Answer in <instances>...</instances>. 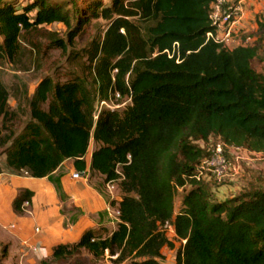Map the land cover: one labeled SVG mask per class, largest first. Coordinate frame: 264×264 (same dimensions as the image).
<instances>
[{"label": "trees", "instance_id": "16d2710c", "mask_svg": "<svg viewBox=\"0 0 264 264\" xmlns=\"http://www.w3.org/2000/svg\"><path fill=\"white\" fill-rule=\"evenodd\" d=\"M85 1L84 9H74L72 28L69 8L60 2L32 0L18 11L0 0V62L15 63L21 35L42 24H64L71 42L90 18L108 22L88 49L92 80L54 83L44 77L30 96L25 86V125L17 136L9 128L0 140V172L48 177L58 191L52 173L66 160L86 171L92 140L90 172L105 183L118 182L121 191L111 232L87 228L76 242L54 246L40 264L82 251L94 259L107 252L115 256L112 264H161L162 248L173 249L175 240V264H264V188L251 183L216 201L209 184L192 178L213 138L224 151L233 146L264 153V71L251 64L258 47L225 49L207 39L213 31L210 0ZM18 91L4 85L0 72V134L16 117L8 99ZM115 95L127 96L130 104L103 109L94 119L95 100ZM178 187L183 195L174 212ZM32 195L19 190L13 211L23 214ZM165 222L173 226V238L162 229Z\"/></svg>", "mask_w": 264, "mask_h": 264}, {"label": "rangeland", "instance_id": "374dc122", "mask_svg": "<svg viewBox=\"0 0 264 264\" xmlns=\"http://www.w3.org/2000/svg\"><path fill=\"white\" fill-rule=\"evenodd\" d=\"M12 3L18 11H22L24 7L29 5L32 0H6ZM51 2H60L64 4L65 7L69 8V15L71 17L72 28L75 26V21L78 18L77 14L74 13L75 7L80 6L84 9L86 1L85 0H50ZM104 4H109L110 0H102ZM34 11L29 13V17L32 18ZM84 14H82L83 16ZM81 16V15H80ZM85 16V15H84ZM108 22L101 18H90L89 21L84 25H78L76 28V33L71 42H68V30L64 24L59 22H54L52 24H42L36 28L31 29L21 35L20 38V50L18 52L16 62L10 64L6 61L0 62V72L1 79L7 88L11 85L17 86L18 93L15 97L11 96L8 99V103L11 109L16 111V117L7 124L8 129H3L0 134V140L2 136L9 133V128L14 132V136L21 133L25 122L27 120V114L23 112L26 104L23 100V95L21 92L26 86L29 90V96L33 93L35 86L40 79L44 77H50L54 83H62L69 79L74 78H84L89 82L93 78V73L91 70V65L87 59L88 49L93 41L98 40L105 30ZM60 39L65 44L64 47H57L52 44V40ZM2 39L0 37V43ZM252 67L258 73H263L264 71V53L258 50V54L254 60H252ZM130 104V99L127 96L119 97L115 95L106 102H100L95 100L94 102V119H96L98 113L103 109H117L122 110L127 105ZM1 123V122H0ZM11 124V126H10ZM219 143V140L213 138L209 144L205 146L208 150L212 146ZM201 145H204L201 143ZM209 145L211 146L209 148ZM5 146L0 147V168L3 167V155H1L2 150ZM96 144L91 140L89 145V152L94 150ZM226 156L229 157L230 150L225 149ZM243 149H239L237 152H242ZM260 158V162H264V153L257 156ZM233 161L232 158H230ZM236 165H240V162H234ZM69 162H65L64 165L58 170L56 175L53 176L55 180L57 175L66 172V166ZM24 174V173H22ZM56 177V178H55ZM83 178V177H82ZM238 177L235 178L237 180ZM238 179L237 185L241 189H246L248 183L243 186L246 181ZM210 181H205L209 184V188L216 189L222 185L229 186L234 183L235 180H224L222 182H217L215 179L210 178ZM243 180V182H241ZM87 185L90 188V192L93 196H99L102 202V206L96 211L97 222H94L92 228H104L111 232L117 224V215L114 211L115 203L121 196V191L118 186V182H112L111 188H108L107 183L103 181L102 176L92 174L90 178H87ZM204 183V182H203ZM54 184V183H53ZM256 185L264 188V179L259 177L256 181ZM59 198L63 203L62 212L66 214L69 220L79 219L81 216V211L76 209L71 202L65 200L64 189L60 186L59 191L57 190ZM183 192L177 191L174 198V212L180 207V201ZM229 195V194H228ZM211 199L214 198V193H211ZM107 207V209H106ZM110 213V215H108ZM170 238H173L170 235ZM174 241V239H173ZM175 242V247L170 249L168 247L162 248L160 261L164 264H175L174 256L176 250L179 246L178 241ZM109 253L99 259H94L87 252L82 251L80 255H75L71 259L62 260L54 264H72L74 259H81L82 264H91V262H96L97 264H112ZM25 263V262H24ZM0 264H20L19 257L15 256L14 250H7L5 252L0 251ZM25 264H40V261L27 262Z\"/></svg>", "mask_w": 264, "mask_h": 264}, {"label": "crops", "instance_id": "0c3cea01", "mask_svg": "<svg viewBox=\"0 0 264 264\" xmlns=\"http://www.w3.org/2000/svg\"><path fill=\"white\" fill-rule=\"evenodd\" d=\"M230 1L241 3V16L235 23L238 42L257 46L258 50L264 53V0ZM92 151L88 150L85 157L87 169L84 172L78 171L79 178L72 177L73 172L77 170L71 160L64 161L52 173V176L56 175L65 162L70 163L66 166V172L58 174L57 178L64 189L65 200L81 211L80 218L72 221L62 212L65 201L59 198L54 184L48 177L34 178L26 174H13L7 170L0 172V251L14 250L20 264H25L27 260L41 261L51 255L54 246L76 242L85 229L92 228L98 220L95 213L103 205L100 197L93 196L90 192L86 182L87 178L94 174L89 170ZM259 154L261 153L245 149L242 152H230V158L240 162L237 177L239 180L244 178L246 183L243 186L247 183L256 184L259 177L264 179V162H260L257 157ZM209 179L206 181H210ZM238 179H233L234 183L229 186L210 188L216 201H222L242 191L243 189L235 183ZM23 189L32 191L33 195L29 205H25L27 210L23 214H17L12 209V201L19 190ZM114 211H117L116 208ZM35 227L39 230L35 231Z\"/></svg>", "mask_w": 264, "mask_h": 264}, {"label": "built area", "instance_id": "2783aa9c", "mask_svg": "<svg viewBox=\"0 0 264 264\" xmlns=\"http://www.w3.org/2000/svg\"><path fill=\"white\" fill-rule=\"evenodd\" d=\"M241 16V3L239 1L233 2L230 0H210L209 20L213 27L212 32L206 33V38H211L214 42L219 43L225 49H232L236 46H244L238 42V30L235 23ZM211 146L209 145V148ZM225 148L232 151H238L240 148L233 146H225ZM209 153L202 158L196 165L192 178L197 181H206L209 178L215 179L217 182L224 180H233L239 174V166L226 156L224 145L219 142L207 150ZM26 174L25 172H23ZM73 178H79L80 172L74 171ZM112 182H108V188H111ZM181 190L180 187L177 188ZM116 215L118 214L115 211ZM38 231V227L34 228ZM162 229L167 236H174L173 226L169 222H165ZM184 241H182L183 243ZM34 248H31L33 250ZM161 264H164L161 262Z\"/></svg>", "mask_w": 264, "mask_h": 264}]
</instances>
